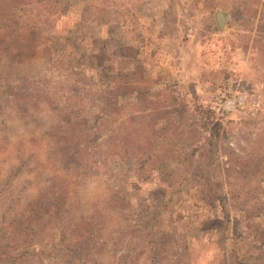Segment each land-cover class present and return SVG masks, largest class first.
<instances>
[{"label": "rangeland", "instance_id": "374dc122", "mask_svg": "<svg viewBox=\"0 0 264 264\" xmlns=\"http://www.w3.org/2000/svg\"><path fill=\"white\" fill-rule=\"evenodd\" d=\"M77 230L89 264H264V0H0V264H85Z\"/></svg>", "mask_w": 264, "mask_h": 264}, {"label": "trees", "instance_id": "16d2710c", "mask_svg": "<svg viewBox=\"0 0 264 264\" xmlns=\"http://www.w3.org/2000/svg\"><path fill=\"white\" fill-rule=\"evenodd\" d=\"M73 137L72 136H67L65 141H66V144L67 146L70 148L71 147V139ZM79 148H73L71 151H68L66 156H65V159L71 163H74V164H77L78 162L81 161H86L85 159H81L79 157ZM62 189V191H60ZM60 191V192H59ZM54 194H55V198H50V197H54V196H51L50 194H45L43 196H41L37 202H35L33 205H32V210L34 212L36 211H40V210H47L49 209L52 205H56V206H62L61 208L64 209V206H65V194H66V190L65 188H58L57 190L54 191ZM56 209L57 212H61L62 209ZM51 210V209H50ZM35 216V215H34ZM78 233V235H77ZM90 231H79L77 230L76 232V242L77 244L74 243V248H72L71 250V257H73L74 259L77 258V257H80V260L78 261H84V263H88L89 261L87 260H90L91 261V258H90V254H91V249L89 247H85V248H81L82 246H86L88 244V242L90 241ZM8 259H10L9 256H7ZM89 264V263H88Z\"/></svg>", "mask_w": 264, "mask_h": 264}, {"label": "water", "instance_id": "95a60500", "mask_svg": "<svg viewBox=\"0 0 264 264\" xmlns=\"http://www.w3.org/2000/svg\"><path fill=\"white\" fill-rule=\"evenodd\" d=\"M226 21H227L226 16L220 12L218 14V23H219L221 28H224Z\"/></svg>", "mask_w": 264, "mask_h": 264}, {"label": "built area", "instance_id": "2783aa9c", "mask_svg": "<svg viewBox=\"0 0 264 264\" xmlns=\"http://www.w3.org/2000/svg\"><path fill=\"white\" fill-rule=\"evenodd\" d=\"M238 104H239V106H242V105H243V100H242L241 97H240V99H239V101H238Z\"/></svg>", "mask_w": 264, "mask_h": 264}]
</instances>
